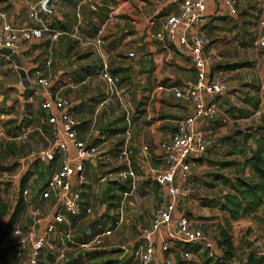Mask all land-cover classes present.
Masks as SVG:
<instances>
[{
    "label": "rangeland",
    "instance_id": "obj_1",
    "mask_svg": "<svg viewBox=\"0 0 264 264\" xmlns=\"http://www.w3.org/2000/svg\"><path fill=\"white\" fill-rule=\"evenodd\" d=\"M254 1L248 0V3L240 5L238 13L241 11L242 14H237L235 19H221L217 28H213L215 31L208 29L206 33L211 44H216L218 67L214 72L216 75H221L218 81L226 85V92L217 98L219 103L216 117L211 123V132L207 135L211 145L198 160L194 161V166H190V177L182 185L188 187L189 191L184 197H179L177 202L178 211L184 212V215L194 216L201 223L205 236L211 242L217 243L223 241L222 238L228 237L231 249L215 246L218 248L219 257L224 258L227 264H248V262L264 264V219L260 221L255 216V218L246 217L228 222L217 209L218 200L223 193L227 194L229 191L230 181L236 177L251 180V172L244 162L249 157V151L256 147L255 142L258 138L255 137L261 135L264 130V53L255 44L258 33L257 23L264 19V16L260 17L258 14L248 16L243 13L249 12L251 7L256 9L257 4L253 5L256 2ZM0 3L3 4V9L10 8L9 2L0 0ZM22 12L20 11L21 17H17L20 18L19 24L23 19ZM65 21L62 26L57 24L52 27L58 33L64 31L65 35L59 34L57 36L58 39L60 37L59 40L57 38L51 42L46 40L40 44L49 45L57 42L56 47L53 46L55 51L52 53L54 58L52 71L69 77L74 70L70 57L74 55L67 47L72 46L75 40L70 36L73 29L69 19ZM89 30L93 33L95 27L90 26ZM214 32L221 34L215 36ZM91 53L92 67H86L84 71L87 75L93 74L94 83L98 82L96 84L101 85L99 83L102 73L97 60V50L93 47ZM19 62L20 60L13 61L14 66L19 68ZM8 74L9 71L4 78H7ZM10 76L12 83L17 82L15 72ZM133 95L126 91L128 99L124 103H130L134 111L128 118L135 115L137 110L134 106L135 100L130 98ZM102 96L103 92L100 93V98ZM109 103L112 106V101ZM25 108L24 111H28ZM8 112L12 113L13 118L6 124L0 123V183H2L0 185L3 186L0 200V264H23L12 254L14 239L9 235L12 227L22 225L18 222L19 219L17 220L20 208L16 211L19 205L18 198L20 199L21 196L19 193L16 194V191H10L9 184L13 177H21L20 168L25 169L30 155L39 148L44 149L49 146L52 135L44 119L41 121V113L38 110L28 111L29 116L26 118V112L23 114L21 110L15 111L12 106L6 108L2 101L0 115ZM127 112L129 110L125 106V117ZM129 122L131 124L130 120ZM114 143H117V140ZM119 146L120 144H109L104 148V152L107 151L114 158ZM158 155L148 163L147 174L141 170L145 158L141 160L142 163L128 158L129 168L138 184L133 195L136 194V198L140 196V204H142L137 205L136 212L128 207V200H131L133 195L126 197L122 202L120 199L127 186L124 163L112 161L94 167L86 164L85 173L88 182L85 201L91 204L94 213L74 219L66 218L65 224L59 225L55 234L50 237L49 243L39 256L38 264H137L140 242L136 241V238H139V231L149 223L152 212L159 203L158 186L153 180L161 171ZM31 165L37 167L35 162ZM40 165L46 164L40 163ZM41 169L51 173L55 166L44 168L41 166ZM102 178L104 181L98 182ZM20 189L23 188L20 186ZM27 189L26 199L31 197L30 192H32L31 189ZM147 191L152 192L153 196H147ZM34 193L33 197H36L37 189ZM134 203L139 204V201L136 200ZM100 205H104L103 215L96 217ZM119 207L122 220L116 228L118 220L116 211ZM186 211L191 213L185 214ZM105 231H109L110 234L103 235ZM66 233H68L67 238L64 236ZM95 236L98 238L94 241ZM83 244L87 246L82 247ZM183 248L189 256L187 258L175 256L173 264H211L214 261L212 251L197 246Z\"/></svg>",
    "mask_w": 264,
    "mask_h": 264
},
{
    "label": "crops",
    "instance_id": "obj_2",
    "mask_svg": "<svg viewBox=\"0 0 264 264\" xmlns=\"http://www.w3.org/2000/svg\"><path fill=\"white\" fill-rule=\"evenodd\" d=\"M4 1L9 2L10 8H8V10L3 9V4L0 3V11L6 15V19L9 22L16 27L33 26V23L27 19L25 7L21 2H15L13 0ZM67 1L68 2L65 3L59 0L58 4L53 8L52 15L45 18L47 31L43 33L40 41L30 44H21L19 50L14 55H10L6 51L0 52V103L3 101L6 108L12 106L15 111L21 110V113L26 112V118L29 116L28 111L30 112L36 109L41 113V121L42 119L45 121V114L37 109L38 102L44 98L47 93L56 97H66L72 104L71 112L76 123V133L79 139L96 146L103 152L104 148H107L106 146L109 144H120L117 150L125 147L129 151V160L134 159L136 162L142 163L145 158L143 167L141 168V170L146 172L145 174H147L148 163L152 162L155 159L154 156L159 154L157 160L159 161V167L162 171L164 166L159 158L163 153V147L173 131L176 121L190 113L188 107L180 100L174 98L172 91L181 89L194 78V71L190 60L188 56L181 51L180 47H178L175 42L168 43L165 41H158L153 37L159 23L168 14L175 13L176 7L174 5H169L164 0H157V3L154 2L155 0ZM247 1L248 0L238 1L236 15L242 14L241 11L238 13V9L240 5L248 3ZM255 1L253 5L257 4L256 9L251 7L249 12L243 13H246L248 16L255 14H258L260 17L264 16V0ZM110 2L113 4H110ZM204 7L205 17L200 22L199 28L205 37L208 29L215 31L213 28H217V24L221 23L219 22L221 19L228 20L235 19L236 17V15L230 16L225 12L221 0H204ZM20 11H23V19L19 24L18 20L20 18L17 17H21ZM67 18L71 24V29H73V33H70V36L75 40L72 46L67 47V49L72 52V55H74L70 57L74 70H72L69 77L64 76L60 72L56 73L52 71L54 61L52 53L55 51L53 50V46L56 47L55 43L57 42H54V44L50 43L49 45H41L42 42L46 40L50 42L56 40L57 37L52 39V33H56L57 36L59 34H66L64 31L58 33L52 27H55L57 24L62 26ZM90 26L95 27L93 33L89 30ZM78 27L79 29H77ZM214 34L215 36H219L221 33L214 32ZM209 44L216 56L214 62L207 67L209 73L208 78L211 81H218L221 79V75H216L214 72V69L218 67L216 63V44H211L210 41ZM93 47L97 50L100 72L104 69V72L116 80V84L112 86L108 85V83L99 76L101 80L99 84L101 85H98L96 84L98 82L95 81L96 83H94L95 79L92 76L93 74L87 75L85 73L84 69L86 67H92L91 61L93 54L91 53V49ZM262 50L264 53V49ZM130 52L133 54V58L128 59L126 55ZM15 60H20L19 68L13 64ZM47 60L50 63L48 67L44 65ZM36 70L50 79L49 87L40 93V98L32 94L36 86L32 83L31 79ZM8 71L10 74H8L7 78H4ZM12 72L16 73L17 82L12 83V80H10ZM157 86H161L162 89L157 90ZM126 91L134 94L133 97L130 98L135 100L134 106L137 107L135 111L136 114L131 116V118H128V116L134 111L131 109L130 103H124V101L128 99ZM101 92H103L102 98H100ZM31 95L33 102L27 104L25 99ZM222 95L217 96L214 100L216 113L219 103L217 98ZM111 101L112 106H110L109 103ZM124 105L129 110L126 117L124 116ZM25 107L28 111H24ZM12 118L11 112L0 115V123L4 122L6 124ZM213 119L198 122L196 126L204 131L206 135H209ZM56 128H59V125H57ZM59 140H62L61 136H59ZM115 140H117V143H114ZM143 148L145 150H143ZM68 152L71 155L73 153L70 146H68ZM35 163L37 167L32 166V162L27 160L25 169H23V167L20 168L22 171L21 177L24 178L13 177L9 184L10 191H16L17 194L20 186L21 188H29L32 191L30 192L31 197H33L35 190L42 187L50 175V173L44 172L41 166L44 168L54 165L55 168H57V161L49 165ZM193 163L194 162L190 163L191 167L194 166ZM84 175L86 178V189L88 178L86 173ZM90 180L89 177V181ZM134 181V191H136L138 184L135 176ZM175 183L178 185L180 184L177 180ZM101 187L103 188V186ZM85 189L84 198L86 196ZM133 192L127 198L132 197ZM135 195H133L131 200H128V207L134 212L137 210V205H142L140 204V196L136 198ZM146 195L153 196L152 192L149 191L146 192ZM224 195L225 193H223V196ZM223 196L218 200V204L223 201ZM31 197H27L28 199L25 197L18 198L20 210L17 220L19 219L18 222L22 224L21 226L27 224V214L32 206H37L41 210L43 218L49 215L51 206L50 201L34 204L35 202L30 199ZM163 197L165 199V194H163ZM136 200L139 201V204L134 203ZM86 202L89 203L88 201ZM143 206L147 205L143 204ZM90 207L92 214L94 213V209L91 204ZM98 209L95 216L101 217L103 215L104 205H100ZM178 209L179 208L175 209L173 214L174 218L184 214V212H179ZM186 213H191V211H186L185 214ZM218 213L230 222L226 216L219 211ZM254 214L257 218L264 219V206H259ZM42 226L43 222L39 224L38 231H41ZM161 233L164 234L163 231H161ZM137 240H139V238H136V241ZM153 241H157L155 236L153 237ZM184 246L186 245L173 240L170 244L169 252L165 254L159 253L158 247H156L154 264H158L164 257L169 258L171 264H173L175 256L183 257L181 251L184 249ZM215 246V243L212 242V259L220 256L218 248Z\"/></svg>",
    "mask_w": 264,
    "mask_h": 264
},
{
    "label": "built area",
    "instance_id": "obj_3",
    "mask_svg": "<svg viewBox=\"0 0 264 264\" xmlns=\"http://www.w3.org/2000/svg\"><path fill=\"white\" fill-rule=\"evenodd\" d=\"M21 2L26 11L27 19L33 23L32 27H16L6 19V15L0 11V52L6 51L14 55L21 44H30L42 39L47 31L45 18L50 17L54 6L59 0H13ZM169 5H174L176 11L168 14L158 25L153 37L158 41L168 43L175 42L181 51L188 56L194 78L181 89L172 91L175 99L180 100L190 113L176 121L166 144L160 161L164 169L154 176L158 186L159 203L155 206L151 219L146 227L139 231V252L137 264H154L155 249L159 253L169 252L173 240L183 245L197 246L211 251L212 242L205 236L201 223L192 215L181 214L174 218L179 197H184L189 191L188 187H182L190 177V163L200 158L211 145L208 136L199 129L196 124L201 121H209L216 115L214 100L226 92V85L219 81H211L208 78L207 67L215 60V54L210 48L209 41L202 34L199 25L205 17L204 0H164ZM239 0H221L225 12L234 16L237 12ZM155 3L158 1L155 0ZM258 33L256 44L264 49V19L257 23ZM57 37L52 33V39ZM128 59L133 54L127 53ZM44 65L48 67L49 61ZM101 78L108 85H114L116 80L110 77L104 69ZM36 89L33 96L40 98V93L50 85V79L36 70L31 79ZM162 89L161 86L156 87ZM27 104L33 102L32 95L25 99ZM38 109L45 114V122L49 126L52 141L47 148H39L28 157L31 162L46 165L57 161L55 168L49 175L45 184L37 190L35 203L50 201L49 215L43 218L41 210L32 206L27 214V224L12 227L9 235L14 239L12 247L13 256L24 264H38L39 256L44 247L49 243L50 237L55 234L59 225L65 223V219H74L91 214L90 204L85 201L84 189L86 178L85 165H104V163H125V175L128 183L126 190L121 194V202L135 190L134 174L128 166L129 151L124 147L114 153V158L103 152L96 146L79 139L76 133V123L72 115L71 101L66 97H56L48 94L38 102ZM59 125V128L56 126ZM59 136L62 140H59ZM71 147L72 155L68 152ZM143 150H145L143 148ZM180 184H176L175 181ZM104 179H99L102 182ZM4 183V181H3ZM2 184V183H0ZM0 185V200L3 187ZM21 198L28 195V189L18 191ZM165 194V199L163 197ZM120 202V203H121ZM118 220L116 228L121 220V208L117 210ZM43 222L41 231L39 224ZM161 231L164 232L161 233ZM110 234L109 231L103 235ZM68 237V233L64 235ZM157 241H153V237ZM98 236L94 237V241ZM83 244L82 247H86ZM181 255L186 258L189 253L184 249ZM158 264H171L170 259L164 257Z\"/></svg>",
    "mask_w": 264,
    "mask_h": 264
},
{
    "label": "trees",
    "instance_id": "obj_4",
    "mask_svg": "<svg viewBox=\"0 0 264 264\" xmlns=\"http://www.w3.org/2000/svg\"><path fill=\"white\" fill-rule=\"evenodd\" d=\"M258 138V139H257ZM256 147L249 151V157L245 160V165L251 172V180L235 178L229 183V191L223 196V201L217 205L220 213L230 221L241 218H255V211L259 206H264V130L262 134L255 137ZM20 204L18 205L19 210ZM262 221V219L257 218ZM222 236V234L220 233ZM223 241L215 243L216 247H226L231 249V242L228 237ZM211 264H227L224 258H215ZM249 264V262H248Z\"/></svg>",
    "mask_w": 264,
    "mask_h": 264
}]
</instances>
